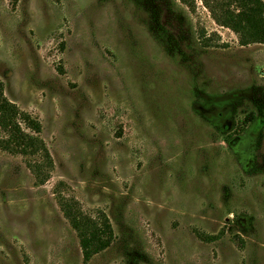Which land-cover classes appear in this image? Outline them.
I'll list each match as a JSON object with an SVG mask.
<instances>
[{
  "label": "rangeland",
  "instance_id": "obj_1",
  "mask_svg": "<svg viewBox=\"0 0 264 264\" xmlns=\"http://www.w3.org/2000/svg\"><path fill=\"white\" fill-rule=\"evenodd\" d=\"M0 80L53 162L0 150V264H264V45L204 0H0Z\"/></svg>",
  "mask_w": 264,
  "mask_h": 264
},
{
  "label": "trees",
  "instance_id": "obj_2",
  "mask_svg": "<svg viewBox=\"0 0 264 264\" xmlns=\"http://www.w3.org/2000/svg\"><path fill=\"white\" fill-rule=\"evenodd\" d=\"M204 3L218 25L238 36L240 46L264 45L262 0H204ZM41 132L42 125L38 120L7 99L0 80V150L39 158L38 162H29V169L38 183H46L53 162L45 142L39 137ZM58 201L65 218L78 235L85 262L111 247L115 233L105 214L94 218L87 215L76 200L60 196ZM200 238L206 242L215 239L201 234Z\"/></svg>",
  "mask_w": 264,
  "mask_h": 264
}]
</instances>
